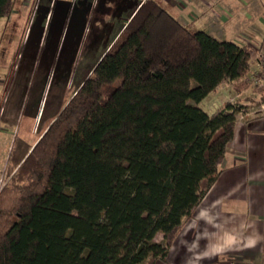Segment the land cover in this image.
Segmentation results:
<instances>
[{"label":"trees","instance_id":"obj_1","mask_svg":"<svg viewBox=\"0 0 264 264\" xmlns=\"http://www.w3.org/2000/svg\"><path fill=\"white\" fill-rule=\"evenodd\" d=\"M12 5L0 0V20ZM121 37L32 146L13 138L0 264L164 262L217 179L236 105H195L225 84L247 90L256 48L182 26L152 0Z\"/></svg>","mask_w":264,"mask_h":264},{"label":"rangeland","instance_id":"obj_2","mask_svg":"<svg viewBox=\"0 0 264 264\" xmlns=\"http://www.w3.org/2000/svg\"><path fill=\"white\" fill-rule=\"evenodd\" d=\"M61 2L13 0L9 16L0 20V187L6 182L7 148L13 137L17 136L32 146L99 58L122 38V29H115L109 35L100 31L104 18H113L115 13L100 11L94 5L81 7L80 3L72 4V0H66L70 9L62 13ZM263 12L264 0H249L246 3L233 0L223 10L225 21L217 20L210 12L202 22L197 21L190 27L207 32L216 40L236 45L248 44L254 49L264 32L258 19ZM231 92L230 84H225L216 96L203 100L198 108L210 115L225 103L240 106L239 100L221 99ZM260 92L246 91V94L253 93L248 99H255L254 94L264 95ZM242 105L245 107H236L237 111L249 113V105ZM70 146L73 148L74 145ZM189 219L182 222V227L189 223ZM161 240L160 234L152 239L154 243H161ZM187 243L184 236L181 237L179 244L182 251L176 245L169 249L164 262L154 264L231 262L229 256L219 255L215 260L202 255L201 251L196 255H185V251L191 253V245L194 244ZM249 259L253 264L261 263L264 256Z\"/></svg>","mask_w":264,"mask_h":264},{"label":"crops","instance_id":"obj_3","mask_svg":"<svg viewBox=\"0 0 264 264\" xmlns=\"http://www.w3.org/2000/svg\"><path fill=\"white\" fill-rule=\"evenodd\" d=\"M72 1V4H82L81 7L94 5L100 11L115 13L113 18H104L103 27L100 29L102 33L109 35L115 29L123 31L133 14L146 0ZM152 1L179 24L191 28L190 26L195 22H202L206 14L210 12L217 20L225 21L223 10L233 0ZM241 1L246 3L249 0ZM68 4L66 0H62L60 3L62 13L70 9ZM263 14H259L258 19L264 31ZM192 30L201 31L200 29ZM207 34L210 36L209 33ZM223 86L207 95L195 106L198 107L210 96H216ZM246 91L260 92L248 88L240 93L231 92L232 94L229 95L227 93L221 98L223 101L228 98L239 100V105L243 107L245 105L242 103L248 104L249 113L244 111L241 114L243 110L241 113L240 110L237 111L233 137L226 146L223 160L219 165V175L198 204L193 217L188 220L189 223L188 221L187 224L185 223L186 225L182 227L169 249L177 245L182 251L179 240L181 241V237L184 236L185 243L188 242L189 245L194 243L191 245V253L185 251V255H196L202 252V255L215 260L219 255L231 258L230 263H226V260L223 262L218 260L217 264H253L250 257L264 256V95L254 94L255 99H248L249 96H253V93L247 95ZM240 106L236 105L238 108ZM21 140L26 143L23 139ZM254 264H264V259L263 262Z\"/></svg>","mask_w":264,"mask_h":264},{"label":"built area","instance_id":"obj_4","mask_svg":"<svg viewBox=\"0 0 264 264\" xmlns=\"http://www.w3.org/2000/svg\"><path fill=\"white\" fill-rule=\"evenodd\" d=\"M264 23V14L262 17ZM242 81L253 90H264V33L259 37L256 52L252 55V65L249 73Z\"/></svg>","mask_w":264,"mask_h":264}]
</instances>
